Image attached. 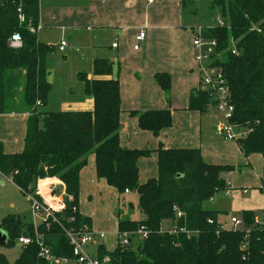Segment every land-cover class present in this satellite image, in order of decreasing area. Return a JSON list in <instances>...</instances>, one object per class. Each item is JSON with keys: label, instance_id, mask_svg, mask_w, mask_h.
<instances>
[{"label": "trees", "instance_id": "trees-1", "mask_svg": "<svg viewBox=\"0 0 264 264\" xmlns=\"http://www.w3.org/2000/svg\"><path fill=\"white\" fill-rule=\"evenodd\" d=\"M180 3L184 10L186 0ZM210 5L218 10L223 23L206 28L204 37L217 42L220 57L214 65L222 69L228 87L234 109L230 122L244 131L235 142L245 157L264 156V0H211ZM38 17L39 0H0V116L28 114L22 151L6 154L0 145V175L23 197L31 195L39 201L38 181L54 178L63 184L65 208L53 213L57 222L48 219L36 227L51 254L71 255L63 229L91 226L90 219L80 215L78 200L79 174L93 156L98 180L119 195L127 191L138 198L143 219L119 220L117 232H146L144 239H135L136 246L134 237L131 245L117 243L110 253L99 245L100 259L108 256V264H264V222H256V213H240L239 229L224 228L217 223L218 212L204 206L227 190L221 174L231 172L232 167L206 164L195 149L159 146L157 178L138 183L137 161L150 153L119 144V81L111 78L108 61H93L92 79L77 75L84 95L93 100L91 111L39 112L51 91L46 62L54 49L39 43L36 34L27 30L29 25H37ZM15 34L21 39L19 48L9 45ZM155 81L168 99L169 76L157 74ZM16 99L18 104H14ZM211 107L208 93L199 89L191 93L189 110L202 115ZM129 115L141 131L154 136L171 126L168 110L132 111ZM166 222L172 226L169 231L162 230ZM0 230L8 235L5 247L34 234L33 225L23 224L13 215L1 220ZM0 264H9L3 254ZM14 264H43L37 246L21 247Z\"/></svg>", "mask_w": 264, "mask_h": 264}, {"label": "crops", "instance_id": "crops-1", "mask_svg": "<svg viewBox=\"0 0 264 264\" xmlns=\"http://www.w3.org/2000/svg\"><path fill=\"white\" fill-rule=\"evenodd\" d=\"M189 16L184 13L180 0H39V17L34 27L39 43L53 47L58 53L75 56L76 76L88 69L87 77L92 79L89 73L95 59L111 64V78L119 81V144L124 149L150 153L149 157L137 161L139 184L157 178L159 146L195 149L206 164L233 168L221 174L227 190L204 204L218 212L217 223L232 228L231 219H239V214L245 211L256 213V219L262 222L264 156L245 157L236 142L224 141L217 132L220 118L216 111L201 115L189 110L190 95L199 86L192 47L193 29L197 25ZM141 32L145 33V39L135 51L133 47ZM63 42L67 46L60 52L58 47ZM53 55L46 62V81L50 87L56 78L50 67ZM157 74H167L170 78L168 99L156 84ZM80 96L63 104L60 111H91L93 100L84 95L82 84ZM160 110L171 113V126L157 136L141 131L137 120L129 115L132 111ZM27 118V113L0 116V145L4 153L22 151ZM0 182L2 186L15 187L1 176ZM36 187L37 195L54 211L64 203V186L57 179L40 180ZM108 188L103 180L97 179L94 157L90 156L79 174L78 210L81 216L90 219L93 230L102 231L97 228L99 221L95 220L96 206L91 204V197L105 193ZM107 213L108 210L104 215ZM163 224V231L172 229L170 223L166 229Z\"/></svg>", "mask_w": 264, "mask_h": 264}, {"label": "built area", "instance_id": "built-area-1", "mask_svg": "<svg viewBox=\"0 0 264 264\" xmlns=\"http://www.w3.org/2000/svg\"><path fill=\"white\" fill-rule=\"evenodd\" d=\"M19 22L23 23L24 18L19 15ZM27 30L31 34L36 33V27L29 25ZM204 27H196L193 29L192 47L194 50V61L198 67L199 73V86L198 89L202 92H206L210 96L212 102V108L220 116L219 124L217 126V132L224 141L235 142L242 137L239 130L234 127L230 120L233 114V106L230 104L229 91L224 79L222 69L214 65L216 59L220 57L216 53L217 42L213 39L204 37ZM145 39V33L141 32L136 38V45L133 50L137 51L139 44ZM11 48H19L21 46V39L19 35L15 34L9 41ZM66 43H61L58 47V51L62 52ZM232 54L235 55L236 51L233 50ZM1 176V175H0ZM3 177V176H1ZM6 179V178H5ZM127 192V191H126ZM27 200L30 204L33 220L37 217L42 218L41 223L46 222L48 219H52L53 222H57L53 213H59L64 210V203H60L57 211H54L50 205H47L44 200H37L35 197L28 195ZM180 217V214H177ZM73 222V219H70ZM256 222L263 224L264 221ZM39 225V224H38ZM232 229H239L242 227V223L239 219H231ZM36 225H33L34 234L30 237L21 236L17 239L16 244L20 247H26L30 244H35L38 250V258L43 264H108L109 257L105 256L102 259L98 257L97 249L93 254L87 252V248L90 245H96V242H101L104 239L105 234L98 230H93L87 225H80L78 228L71 227L69 229H63V232L69 242L71 248L70 257H56L51 254L48 246L45 245L42 236L36 231ZM118 244L121 246L131 245L130 239L142 240L146 237V232L143 229H139L135 233H116Z\"/></svg>", "mask_w": 264, "mask_h": 264}, {"label": "rangeland", "instance_id": "rangeland-1", "mask_svg": "<svg viewBox=\"0 0 264 264\" xmlns=\"http://www.w3.org/2000/svg\"><path fill=\"white\" fill-rule=\"evenodd\" d=\"M210 2L211 0H186L187 4L184 13L190 15L189 18L194 21L197 27L212 28L221 25L223 19L220 17L218 10L211 7ZM50 62V67L53 73H55L56 78L48 95V105L39 107V112H61L60 110H63V104H67L72 100L75 101L81 97V84L78 82L77 76L74 73L77 63L75 56H69L66 53L61 54L55 50ZM82 72L86 74L90 72V70L88 71L87 69ZM89 75L92 76V70ZM14 104H18L17 99L14 101ZM208 111L215 110L211 107ZM239 133L242 134L244 131H240ZM91 204H95L96 206L94 215L96 216V222L99 221V227L97 228L102 230L105 236L103 241L99 243L96 242V245H90L87 248V252L90 254L96 251L98 245H102L108 253L116 248L118 243L116 236V221H139L140 218L143 219V216H140V212L137 208L136 195L132 193L127 195H119L117 193L116 195L114 189L109 187L105 193L92 196ZM107 210L108 213L105 216L104 212ZM10 215L18 217L23 224L38 225L42 221L40 217L33 220L27 198L23 197L15 187L9 184H4L2 186L0 182V222ZM94 215H91L93 220ZM167 225H169V223L163 224V228L166 229ZM95 226H97V224H95ZM136 244L137 240L135 246ZM20 251L21 247L16 243L12 247L0 246V254L6 257L9 264H14L16 262Z\"/></svg>", "mask_w": 264, "mask_h": 264}, {"label": "water", "instance_id": "water-1", "mask_svg": "<svg viewBox=\"0 0 264 264\" xmlns=\"http://www.w3.org/2000/svg\"><path fill=\"white\" fill-rule=\"evenodd\" d=\"M7 242H8V235L0 230V246H6L7 245Z\"/></svg>", "mask_w": 264, "mask_h": 264}]
</instances>
